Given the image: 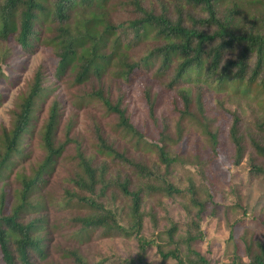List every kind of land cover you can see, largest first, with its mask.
<instances>
[{"label": "trees", "instance_id": "obj_1", "mask_svg": "<svg viewBox=\"0 0 264 264\" xmlns=\"http://www.w3.org/2000/svg\"><path fill=\"white\" fill-rule=\"evenodd\" d=\"M0 43L5 46L0 84L7 87L17 85L16 72L25 68L27 57L43 48L47 61L20 96L11 127L0 129V264H144L153 240L142 235L143 206L149 199L184 194L197 209L194 218L179 239L178 224L161 232L173 248L159 244L158 251L164 260L172 257L178 264H210L198 247L206 237L201 219L214 196L203 203L194 184L182 189L172 181V170L188 151L195 160L191 164L199 168L207 162L218 169L229 145L232 160L239 165L247 158L250 178L264 182V0H0ZM50 73L77 86L89 84L91 90L78 95V106L103 105L107 114L116 115V129L137 146H150L161 164L149 168L130 158L95 125L94 154L78 148L71 156L76 167L70 181L76 189L56 199L50 179L72 140V124L68 139L57 141L63 111L55 98L41 128L43 158L28 174L17 173L12 179L27 158V139L34 135L39 112L54 93ZM105 80L118 81V91L142 81V105L151 125L144 130L133 121L125 98L112 99L111 84ZM156 81L175 92V126L157 120L160 97L150 91ZM7 91L0 90V102ZM242 100L260 109L253 122L239 113ZM226 102L238 107L232 110ZM216 122L228 124L225 138L222 125L214 127ZM197 125L207 146L187 133V127ZM171 145L180 147L176 156L170 154ZM113 167L118 172L110 175ZM117 193L127 199V209L107 202ZM49 206L66 214L52 218ZM147 216L155 225L154 206ZM95 233L135 237L138 254L93 258L83 246ZM55 234L68 245L54 244ZM227 264H264V240L238 243Z\"/></svg>", "mask_w": 264, "mask_h": 264}, {"label": "rangeland", "instance_id": "obj_2", "mask_svg": "<svg viewBox=\"0 0 264 264\" xmlns=\"http://www.w3.org/2000/svg\"><path fill=\"white\" fill-rule=\"evenodd\" d=\"M4 45L0 43V56L3 52ZM45 51L43 48L34 55L26 58L27 64L25 68L16 72L20 79L17 85L7 87L0 84V90L8 88L5 92L6 98L0 102V129L3 127H11L14 118V110L17 109V103L20 96L27 91L30 83L33 81L36 70L39 65L44 63L47 65ZM48 84L54 87V93L51 95L47 104L41 109L38 115L37 127H35L34 135L27 139V158L19 162V166L15 168L11 178H15L17 173L28 174L31 166L40 161L44 156V149L41 142V128L49 114V106L55 98L61 100L62 105V121L57 132V141L64 142L68 139L66 136L67 127L72 124V130L69 137L72 139L66 146L64 158L56 174L51 177L50 182L53 187L54 194L62 196L67 190H75L76 187L70 181L72 171L76 167V163L71 160V156H75L76 150L79 148L85 155L94 154L95 149L93 143L95 141V125H99L104 139L117 147L124 149L130 158L144 163L146 167L153 168L160 165L157 153L148 145L137 146L132 141L130 135H126L123 131L116 129V115L107 114L103 105L95 104L80 107L78 106V95L91 90V86H77L70 82V78L66 80H56L52 73L48 74ZM105 80L107 85L111 84L112 99L123 96L124 102L129 111L132 120L139 123V126L145 130L147 125H151L148 111L142 105L143 85L142 81H136L131 86H122V91H118V81ZM120 84V83H119ZM152 94L160 97V103L156 112V117L161 125L169 124L173 126L177 119L176 111L173 107L176 95L174 91L163 89L162 82L156 81L151 87ZM210 93V99H211ZM209 99V101H210ZM252 102V101H251ZM249 100H242V104L238 107L236 104L226 102V107L239 109L241 116L247 121L253 122L260 116V109ZM128 103V104H127ZM181 105V103H180ZM212 116V115H210ZM219 120H223L219 117ZM190 124L187 123V126ZM230 124V122H229ZM222 125L221 136L226 137L228 129L227 123L216 122L214 127ZM175 126V125H174ZM173 131V130H172ZM187 133H192L193 137H199L204 146H207L206 139L200 126L187 127ZM228 142V141H227ZM170 154L176 156L180 147L171 145ZM226 160H223L220 167H208L207 162L203 166L194 163L191 153L186 152L182 158L176 162V168L173 169L172 181L180 188H187L194 184L199 191L198 197L204 203L211 195L214 196V203L207 205L206 212L201 219L202 229L205 232V241L200 244L198 250L208 258L210 264H227L232 259L234 248L236 245L244 244L245 241L251 239L264 240V182L261 178H250V164L247 158L239 165L232 160V149L229 145L225 146ZM100 159H102L100 157ZM111 162V161H110ZM109 162V163H110ZM102 163V162H101ZM194 164V165H193ZM119 169V168H118ZM118 169L113 167L110 175L116 174ZM164 170V169H163ZM135 179L134 183H137ZM135 187V186H134ZM52 194V193H50ZM108 203L116 208H128L129 204L126 198H122L121 193L110 195ZM186 205L192 210H188ZM53 206V205H51ZM47 208L48 214L52 218L64 216L65 212H57L53 207ZM56 206H58L56 204ZM156 208L157 222L155 225L147 214L150 208ZM146 213L144 220V228L142 235L147 240H153L149 246L144 264H178V260L168 258L164 260L162 254L158 251V245L162 244L165 250L173 248V245L165 243V234L161 232L171 227L173 224L180 226V232L176 239L186 233L188 226L194 218L197 211L186 195L174 196L173 199H161L160 197L149 199L143 206ZM124 224L122 221H120ZM92 239L88 245L83 246V250L90 253L93 258L99 259L103 256L112 254L121 255L122 258L136 257L138 254V240L135 237L126 238L117 236L114 238L102 237L99 233L92 235ZM54 244L68 245L67 240L60 235H54ZM69 243V242H68ZM184 255L185 252H182ZM244 255V252H240ZM52 257L58 260V255L53 254ZM244 260L248 258L243 256ZM184 259H186L184 257Z\"/></svg>", "mask_w": 264, "mask_h": 264}]
</instances>
